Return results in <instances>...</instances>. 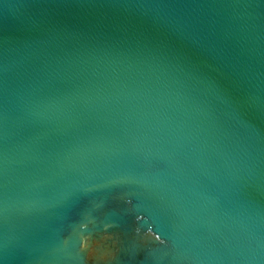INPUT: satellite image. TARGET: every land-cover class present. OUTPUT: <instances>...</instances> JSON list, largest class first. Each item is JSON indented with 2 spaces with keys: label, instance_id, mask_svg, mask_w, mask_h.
Wrapping results in <instances>:
<instances>
[{
  "label": "water",
  "instance_id": "water-1",
  "mask_svg": "<svg viewBox=\"0 0 264 264\" xmlns=\"http://www.w3.org/2000/svg\"><path fill=\"white\" fill-rule=\"evenodd\" d=\"M0 264H264V0H0Z\"/></svg>",
  "mask_w": 264,
  "mask_h": 264
},
{
  "label": "clouds",
  "instance_id": "clouds-1",
  "mask_svg": "<svg viewBox=\"0 0 264 264\" xmlns=\"http://www.w3.org/2000/svg\"><path fill=\"white\" fill-rule=\"evenodd\" d=\"M157 239H159V238L157 237Z\"/></svg>",
  "mask_w": 264,
  "mask_h": 264
}]
</instances>
